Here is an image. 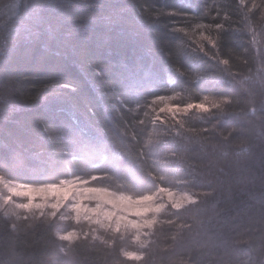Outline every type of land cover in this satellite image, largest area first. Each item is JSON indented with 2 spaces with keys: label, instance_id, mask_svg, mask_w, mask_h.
Instances as JSON below:
<instances>
[{
  "label": "snow or ice",
  "instance_id": "1",
  "mask_svg": "<svg viewBox=\"0 0 264 264\" xmlns=\"http://www.w3.org/2000/svg\"><path fill=\"white\" fill-rule=\"evenodd\" d=\"M19 7L17 3L7 5L8 25L0 28V67L7 66L18 48L38 40L48 23L49 0H27L23 10L17 12ZM132 7L137 31L155 46L163 71L175 78L177 86L158 90L159 70L138 72L124 65L111 76L103 64H97L93 69L98 82L96 91L104 106L97 109L85 103V112H68L53 129L49 162L42 165L35 181H15L9 175L13 159L0 158V211L6 232L16 233L20 221L34 222L26 225L32 228L45 221H55L58 216L65 219L61 214L64 208L74 213L77 224L83 220L95 226L90 231L74 229L54 234L55 239L62 242L59 252L68 258L62 264H71L72 250L79 243L95 247V242L99 241L114 249L116 238H122L126 232L132 233V242L138 247L133 251L121 248L120 256L145 262L155 242L152 237L158 225L161 230L165 225L169 231L175 229L168 237L170 243L163 249L175 250L184 234L193 230V223L180 217L202 203V196L207 198L211 194L177 191L175 188L187 187L192 179L182 178L173 185L168 177L175 176L184 165L193 172L211 171L221 158L229 156L232 142L237 139L242 142L235 156L248 154L251 141L246 125L257 117L264 144V94L259 102L253 94L257 84L264 91V68L256 77L238 78V74L231 71L232 53L223 51L221 45L222 36L236 30L234 25L238 22L231 14L217 8L215 14L210 15L205 6L203 15H198L187 6L162 7L150 0H136ZM238 7L243 9V19L253 36L254 25L264 29V0H239ZM156 25H162L163 33L155 30ZM205 62L220 69L231 86L230 91L243 98L246 109L241 108L239 113L227 111L241 103L229 92L205 95L198 102L182 100L186 91L183 85L190 82L195 66ZM205 80L197 74L193 84L199 85ZM57 87L76 90L67 82ZM192 111L206 114L201 122L210 127L198 131L189 128L187 117ZM229 124L236 126L229 128ZM193 142L200 146L198 158L203 165L200 169L178 156L179 152L193 151L189 147ZM218 171L222 173L223 169ZM17 198H24L26 202L17 203ZM20 210H24V214ZM258 224V229L246 232L247 239L234 238L229 242L216 237L196 243L202 247L211 243L222 248L225 256H230L240 244L251 247L252 233L259 231V260L249 257L243 264H264V204ZM99 230L111 232L112 238L106 239ZM63 242H67V246ZM9 261L17 264L10 256ZM9 261H0V264H9ZM179 264L196 262L189 255ZM220 264L229 262L222 260Z\"/></svg>",
  "mask_w": 264,
  "mask_h": 264
},
{
  "label": "trees",
  "instance_id": "2",
  "mask_svg": "<svg viewBox=\"0 0 264 264\" xmlns=\"http://www.w3.org/2000/svg\"><path fill=\"white\" fill-rule=\"evenodd\" d=\"M150 2L162 7L187 6L198 15H203L205 6L210 15H214L217 8L229 12L238 23L234 25L235 31L229 30L222 36L221 45L223 51L232 53L231 71L237 73L238 78L256 77L264 68V29L254 25L256 32L253 36L243 19V9L238 7L239 0ZM12 3L19 4L17 12H21L27 0H0V28L8 25L10 13L7 5ZM49 3L48 23L40 38L18 48L7 61V66L0 67V158L13 159L9 175L19 183L35 181L42 165L49 162L53 129L69 111L85 112V103L97 109L104 106L96 91L98 82L93 69L97 64H103L111 76L124 65L138 72L141 69L159 70L158 90L177 86L175 78L163 71L155 46L135 27L132 5L136 0H49ZM256 17L258 21V12ZM205 22H208L207 18ZM155 30L163 33L162 25H156ZM197 74L206 78L205 83L193 84ZM66 82L76 90L57 87ZM183 87L186 89L182 95L184 102H198L205 95L229 92L241 103L239 106L234 104L227 111L239 113L241 108L247 107L242 97L230 91L228 81L212 63L196 65L190 74V82ZM253 94L259 102L264 94L259 84L254 87ZM203 115L206 114L189 113L187 126L197 131L210 127L201 122ZM235 126L227 125L229 128ZM246 127L251 141L248 154L235 156L237 146L242 142L237 139L232 142L229 156L221 158L211 171L193 172L184 165L183 170L168 177L173 185L182 178L192 179L190 185L175 188L177 190L186 188L193 193L211 194L207 198L202 196V203L180 217L193 223V230L184 234L175 250H163L170 243L168 237L175 229L169 231L165 225L161 230L158 225L156 235L152 237L155 242L145 262L125 260L120 256L121 248L133 251L138 247L132 242V233L126 232L122 238H116L114 249L99 241L95 242V247L79 243L72 250L71 264H179L189 255L196 264H220L222 260L229 264H243L249 257L259 260V231L252 233L251 247L240 244L230 256H225L222 248L211 243L206 247L196 243L216 237L229 242L234 238L247 239L246 232L259 227V212L264 204V144L261 142L259 117ZM244 143L247 146V142ZM189 147L193 151L179 152L178 156L195 164L197 169L202 168L198 158L199 144L193 142ZM219 168L223 169L222 173ZM2 217L0 211V261H9L10 256L17 264H62L68 259L59 252L62 242L54 235L57 231L66 232L67 227L62 230L59 224L45 221L32 228L21 225L16 233H10L4 229ZM99 233L106 239L113 236L111 232ZM63 243L67 246L66 242Z\"/></svg>",
  "mask_w": 264,
  "mask_h": 264
},
{
  "label": "rangeland",
  "instance_id": "3",
  "mask_svg": "<svg viewBox=\"0 0 264 264\" xmlns=\"http://www.w3.org/2000/svg\"><path fill=\"white\" fill-rule=\"evenodd\" d=\"M177 190V189H175ZM177 191H188L191 192L189 190H186V188H182V189H178ZM20 202H26V199L24 198H17V203ZM39 202V201H37ZM22 214H24V210H20ZM61 214L65 217V219H60L59 216L57 217V219L55 221H46V222H50V223H54V224H59L61 226V229L66 230L67 227V231H71V230H77V231H90L91 227H95V226H89L86 222H84L83 220H81V222L79 224L76 223V221L73 219L74 217V213H71L70 210L68 208H64L61 210ZM27 223H34V222H24V221H20L18 222V228L19 226H26ZM61 230V231H62ZM99 232H103V230L99 231ZM129 233V232H127ZM67 243V242H66Z\"/></svg>",
  "mask_w": 264,
  "mask_h": 264
}]
</instances>
